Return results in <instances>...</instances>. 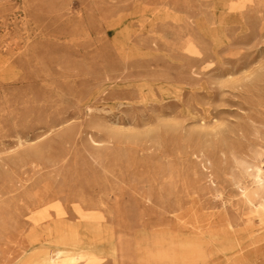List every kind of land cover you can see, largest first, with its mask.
Wrapping results in <instances>:
<instances>
[{
    "label": "rangeland",
    "instance_id": "1",
    "mask_svg": "<svg viewBox=\"0 0 264 264\" xmlns=\"http://www.w3.org/2000/svg\"><path fill=\"white\" fill-rule=\"evenodd\" d=\"M0 264H264V0H0Z\"/></svg>",
    "mask_w": 264,
    "mask_h": 264
},
{
    "label": "bare ground",
    "instance_id": "2",
    "mask_svg": "<svg viewBox=\"0 0 264 264\" xmlns=\"http://www.w3.org/2000/svg\"><path fill=\"white\" fill-rule=\"evenodd\" d=\"M259 176L263 178V174L261 171L259 172ZM51 210H56L59 214H63L64 209L61 204V199H59L58 196L52 197L51 199L47 200L40 208V210L38 209V211L33 212V219L35 221L46 219L50 216Z\"/></svg>",
    "mask_w": 264,
    "mask_h": 264
}]
</instances>
